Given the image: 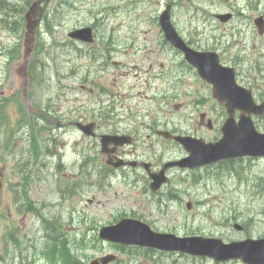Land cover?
<instances>
[{"label": "rangeland", "instance_id": "374dc122", "mask_svg": "<svg viewBox=\"0 0 264 264\" xmlns=\"http://www.w3.org/2000/svg\"><path fill=\"white\" fill-rule=\"evenodd\" d=\"M171 1L174 2L173 22L179 33L187 41H192L193 47L218 48L226 63L240 70L239 82L255 85L259 91L264 90V37L258 36L252 24L253 18L264 14V0H54L51 6L61 11L62 15L54 19L56 29L53 34L45 33L44 27L37 30L36 41L41 36L47 40L49 56L45 53L41 55L49 58L50 65L48 73H45L47 82L39 84L42 77L37 76L39 80L29 85L32 102L45 104L61 92L56 104L58 107L54 108L69 107L65 111L83 108L86 119L96 120L100 117V108L109 106L115 96L116 116L113 122L117 128L137 135V147L147 151L145 156L157 166L186 155L181 146L154 134L157 128L211 139L218 137L221 134L219 126L226 114L212 98L210 86L195 74L181 53L159 43V38L161 41L164 36L158 17L165 4ZM228 12L233 14V18L226 23L215 17V14ZM82 25L97 28L99 41L93 46L69 43L67 32ZM109 38L112 43L109 47L110 60H117L118 63L109 62L104 72L102 55L106 51L103 44ZM17 42L21 45L22 37L2 29L0 25V88L7 92L5 97L10 99L5 108L13 120L28 109L22 97L24 84L14 67L20 62L19 55L15 62H8L9 53H3L4 48ZM136 63L139 65L136 66ZM164 67L172 68L171 72L161 69ZM157 73L163 76L157 79ZM2 98L0 96V100ZM203 112L206 118L215 121V129H209L206 122L201 121L200 114ZM259 121L264 128V120L259 118ZM17 128L18 137H14L12 145L28 153L31 149L29 135L33 129L28 124L17 125ZM49 133L47 130L44 137ZM151 133L153 136L148 138L147 134ZM3 136L7 138L6 132L0 129V139ZM64 137V142H71L64 153L68 162L71 163L80 151L89 154L88 177L85 172L79 174L76 167L66 170L74 172V180L80 182L83 178L88 182L78 185L80 193L65 201V193L73 189L71 179L55 192L54 173L62 172L63 166L56 165L55 161L46 162L48 159L42 156L38 159L36 156L35 161L38 162H21L15 179L12 174L8 178L16 183L28 171H45L50 175V184L41 178L49 190L43 195L45 204H40L37 199V216L57 224L59 228L56 230L65 232L72 249L73 242L78 240L79 253L74 250L72 253L87 263L96 256L111 253L117 256L109 264H214L208 258L176 252L137 246L123 248L118 243L98 237L101 225L114 223L124 216L143 219L159 231L180 235L213 234L225 239L246 235L232 227L236 220L226 224L228 217L247 222L252 216L256 223L250 225V231L256 235L264 234V213L261 212L264 209V193H257L264 185V159L241 160L234 164V168L226 165L197 171L174 168L170 171V184L154 193L148 188V179L141 170L109 175L103 169L98 139L83 142L78 137L76 143V138ZM0 148L3 149V142H0ZM24 199L27 202L28 199ZM188 202L192 203L191 209L187 208ZM2 204L0 253L5 256L0 264H25L29 260V253L26 252H34L33 247L22 248V245L32 242L28 238H34L31 245L39 252L48 242L45 222L35 214H30L31 218H23L22 211L11 213L6 219L7 195L3 197ZM7 226L9 238L12 232L19 233L23 244H10L9 250L5 251ZM54 247L50 245L48 248L52 250ZM51 260L52 256L40 257L38 264H52Z\"/></svg>", "mask_w": 264, "mask_h": 264}, {"label": "water", "instance_id": "95a60500", "mask_svg": "<svg viewBox=\"0 0 264 264\" xmlns=\"http://www.w3.org/2000/svg\"><path fill=\"white\" fill-rule=\"evenodd\" d=\"M31 12L35 13V9L32 8ZM220 17L227 19L229 15ZM260 21L261 23L258 21V24L262 32L263 22L262 20ZM160 24L165 31L167 39L185 53L187 60L198 69L202 77L213 83L215 97L226 105L231 115L235 107L241 108L250 103V97H248L247 100V95L239 90V87L235 84L234 74L223 70L219 65L218 56L215 53L197 52L188 47L179 37L171 23L169 6L161 15ZM33 29L32 24L28 23L29 32L33 33ZM82 32L83 31L77 32V35L87 37V34H82ZM251 110L252 109H249L248 111ZM232 122V118H230L224 128L226 135L221 144H204L203 141L191 137L172 136L168 131H158V133L179 140L192 153V157L173 164L190 165L193 160H197L198 163H205L219 159L221 157L220 148L232 142L229 137V127ZM169 165L172 164H167L166 167ZM163 174L164 171L161 172L160 176L152 174L154 181L151 183V187L153 190L159 189L161 184L167 180ZM100 235L106 239L121 242L126 245L139 244L166 251H182L192 255L209 256L216 261H221L235 255H251L259 246L261 247L260 252L264 251V241L255 242L248 240L227 245L224 244L221 239L216 238L177 236L172 233L155 232L151 230L148 225L133 219H123L116 225L104 226L100 230ZM106 260L107 259L103 260V264L107 263ZM261 262L264 264V255L261 257ZM95 264H97V262H95Z\"/></svg>", "mask_w": 264, "mask_h": 264}, {"label": "flooded vegetation", "instance_id": "af4514ba", "mask_svg": "<svg viewBox=\"0 0 264 264\" xmlns=\"http://www.w3.org/2000/svg\"><path fill=\"white\" fill-rule=\"evenodd\" d=\"M57 147L54 146L53 150L56 151ZM81 171H84V169H81ZM86 172V171H85ZM64 175H67V173H63ZM73 185H75V183H73Z\"/></svg>", "mask_w": 264, "mask_h": 264}]
</instances>
